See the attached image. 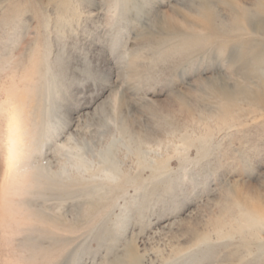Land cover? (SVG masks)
<instances>
[{
    "label": "rangeland",
    "instance_id": "rangeland-1",
    "mask_svg": "<svg viewBox=\"0 0 264 264\" xmlns=\"http://www.w3.org/2000/svg\"><path fill=\"white\" fill-rule=\"evenodd\" d=\"M0 264H264V0H0Z\"/></svg>",
    "mask_w": 264,
    "mask_h": 264
},
{
    "label": "bare ground",
    "instance_id": "bare-ground-1",
    "mask_svg": "<svg viewBox=\"0 0 264 264\" xmlns=\"http://www.w3.org/2000/svg\"><path fill=\"white\" fill-rule=\"evenodd\" d=\"M16 114L12 113L10 114V117H9V129H8L9 134L8 135L11 137V140L10 142H8L9 143L8 153H10V160L13 159L14 154L16 153L20 154V151L22 150L21 148L22 147L21 145L22 137H21V133L19 130L20 127L17 123L18 121L16 120L17 119ZM15 161H18V160H15Z\"/></svg>",
    "mask_w": 264,
    "mask_h": 264
},
{
    "label": "snow or ice",
    "instance_id": "snow-or-ice-1",
    "mask_svg": "<svg viewBox=\"0 0 264 264\" xmlns=\"http://www.w3.org/2000/svg\"><path fill=\"white\" fill-rule=\"evenodd\" d=\"M217 57L220 58V59H223L225 57V54L222 51L218 52L217 53ZM55 135H56V133L54 132L53 136L55 137ZM64 135H65V133H60V138L62 139ZM54 143H55V140H53L52 143L49 144V147H52ZM180 183L182 184L183 181L181 180Z\"/></svg>",
    "mask_w": 264,
    "mask_h": 264
}]
</instances>
